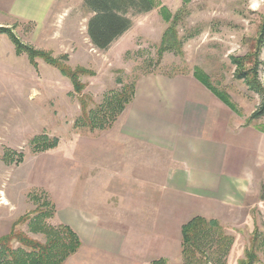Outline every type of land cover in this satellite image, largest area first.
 <instances>
[{"label":"rangeland","instance_id":"rangeland-1","mask_svg":"<svg viewBox=\"0 0 264 264\" xmlns=\"http://www.w3.org/2000/svg\"><path fill=\"white\" fill-rule=\"evenodd\" d=\"M4 2L0 4V20L6 21L0 26L8 27L22 44L47 52L71 69L82 67L92 72L79 77L88 110L103 107L107 99L129 85L135 87L142 75L194 76L198 70L213 87L230 97L232 109L244 126H264V114L250 117L261 104V97L235 76L237 68L231 61L232 57L253 52L264 22V0H156L150 11L129 14L130 28L106 50L95 48L87 36L90 13L83 0H54L38 23L4 19ZM163 8L170 13L169 20L163 15ZM177 14L178 49L161 50L164 33ZM258 58L264 63V44ZM257 76L264 87L263 65H259ZM81 93L56 66L40 56L32 63L26 52L16 51L7 33H0V237L16 232L44 242L43 233L29 225V217L44 197L54 207L53 215L45 219L48 224H65L63 217L68 215L69 203L78 208L79 215L84 206L106 219L119 216L118 222L126 225V207L131 201L133 204L135 197L99 194L101 181L96 168L84 173L82 165L88 142L116 138V126L125 108L108 126L91 130L77 125L82 115L78 100ZM36 136L48 141L56 139V144L35 152L31 141ZM137 154L139 162L148 158L140 145ZM259 163L257 177L250 182L247 194L235 197L218 218L201 216L216 221L206 228L205 245L196 254L208 264H241L247 255H254L252 264H264V200L260 199L264 158ZM84 175L87 178L83 186ZM140 180L138 191L142 195L136 197L139 227L115 228L126 241L120 263L151 264L154 259L164 258L165 264H184L181 235L175 246L172 228L140 227L144 223L140 220L149 218L150 209L156 211L159 199L144 195L148 186ZM70 190L74 194L67 202L65 193ZM165 232L169 233V245L164 244ZM11 244L19 246L16 240ZM160 254L164 256L157 257ZM71 256L63 264L96 262Z\"/></svg>","mask_w":264,"mask_h":264},{"label":"crops","instance_id":"crops-1","mask_svg":"<svg viewBox=\"0 0 264 264\" xmlns=\"http://www.w3.org/2000/svg\"><path fill=\"white\" fill-rule=\"evenodd\" d=\"M53 1L1 0L0 4L4 2V19L38 23ZM243 122L193 75L140 76L116 126V138L88 142L82 159L84 173L97 170L99 194L135 197L126 207L128 220L123 221L127 223L120 224L119 216L106 219L84 206L79 215L78 208L68 203L64 223L74 228L81 240L80 249L70 258L121 264L126 241L115 228L139 227V178L148 186L144 195L159 197L156 211L150 209L149 218L141 219L140 227L172 228L175 246L181 226L193 216L218 218L235 197L247 194L250 182L257 177L260 158H264V132ZM139 145L148 154L141 162ZM86 178L84 175L83 186ZM66 194L70 202L74 193ZM163 235L164 244L169 245V233Z\"/></svg>","mask_w":264,"mask_h":264},{"label":"trees","instance_id":"trees-1","mask_svg":"<svg viewBox=\"0 0 264 264\" xmlns=\"http://www.w3.org/2000/svg\"><path fill=\"white\" fill-rule=\"evenodd\" d=\"M156 0H83V6L90 13L87 20V36L92 45L99 50H106L110 44L128 30L132 24L129 14H141L150 11ZM166 20H169L170 13L166 8L162 9ZM178 14L173 18V23L167 28L162 39V49H178V36L175 30V22ZM7 33L15 44L17 52H26L30 61L34 63V58L43 57L45 61L56 66L60 72L68 77L77 93H81L83 84L79 77L89 72V70L76 67L71 69L51 57L47 52L33 49L22 44L8 27L0 26V33ZM264 44V22L259 33L256 46L253 52L243 56L231 58L237 71L235 76L243 79L247 86L261 97V104L251 114V118H257L264 114V87L257 76L259 65H263L258 58L259 49ZM248 65V67H245ZM194 77L205 85L212 93L220 98L225 104L233 108L230 97L219 92L208 81L200 71H194ZM134 94V85L125 87L123 91L107 99L103 107L87 109L85 96L81 93L78 97L82 115L77 121V125L86 126L89 129L104 128L108 126L114 118L131 101ZM264 130V126L260 128ZM33 151L45 150L56 144V139L48 141L44 136H36L32 139ZM35 196V195H32ZM38 198V197H37ZM260 199L264 200V181L260 187ZM34 215L29 217V225L46 237L44 242L31 239L23 233L10 232L0 237V264H63L65 260L74 254L81 246L79 235L67 224L51 225L45 219L51 217L54 212L52 203L44 197L37 205ZM214 219H205L199 215L193 216L181 226V254L184 264H208L196 254L205 245V238L208 237L206 228L215 224ZM211 228V227H210ZM16 240L18 247L12 246V241ZM254 255L249 256L241 264H252ZM164 258H157L151 264H165Z\"/></svg>","mask_w":264,"mask_h":264}]
</instances>
